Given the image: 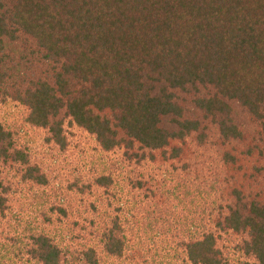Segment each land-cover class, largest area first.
Here are the masks:
<instances>
[{"label":"trees","instance_id":"1","mask_svg":"<svg viewBox=\"0 0 264 264\" xmlns=\"http://www.w3.org/2000/svg\"><path fill=\"white\" fill-rule=\"evenodd\" d=\"M0 264H264V0H0Z\"/></svg>","mask_w":264,"mask_h":264},{"label":"rangeland","instance_id":"2","mask_svg":"<svg viewBox=\"0 0 264 264\" xmlns=\"http://www.w3.org/2000/svg\"><path fill=\"white\" fill-rule=\"evenodd\" d=\"M4 109L6 111L8 108ZM29 136L37 137L44 141L46 132L29 127ZM68 138L66 146H61L53 141L45 142L41 146L45 151V155L48 156L51 181L49 186L45 188V191H40V193L49 199V205L53 201H70L71 203L78 201L80 194L73 189V184L76 181L75 177L82 170L84 172L82 177L87 180L89 170L96 166L97 162L106 160L103 156L110 158L109 154L106 155V153H102L100 149H97L96 142L83 132L82 129H70ZM87 196V194L83 195L84 198H87ZM103 196L106 197L104 194ZM90 198H93V196Z\"/></svg>","mask_w":264,"mask_h":264}]
</instances>
